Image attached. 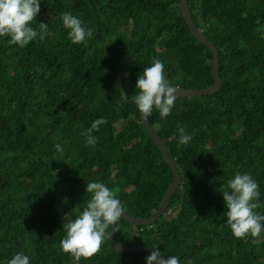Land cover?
I'll return each mask as SVG.
<instances>
[{"label":"trees","instance_id":"obj_1","mask_svg":"<svg viewBox=\"0 0 264 264\" xmlns=\"http://www.w3.org/2000/svg\"><path fill=\"white\" fill-rule=\"evenodd\" d=\"M181 0H41L33 23L48 35L24 48L0 37V264L22 252L30 264H73L60 241L64 217L86 206L89 182L117 193L127 214L149 218L173 172L143 125L132 96L145 67L159 59L172 86L214 85L213 53L191 33ZM196 26L219 52L221 89L177 98L151 122L182 178L168 210L149 227L118 221L119 245L157 247L180 264H264V232L237 239L222 192L237 173L259 185L264 214V0H188ZM94 34L72 44L61 14ZM128 95L127 103L121 92ZM103 119L93 135L81 134ZM178 127L195 132L179 144ZM60 144L63 151H57ZM148 254L117 253L110 239L78 264H147Z\"/></svg>","mask_w":264,"mask_h":264},{"label":"clouds","instance_id":"obj_2","mask_svg":"<svg viewBox=\"0 0 264 264\" xmlns=\"http://www.w3.org/2000/svg\"><path fill=\"white\" fill-rule=\"evenodd\" d=\"M40 11L41 0H0V37L9 36V44L21 48L37 38L43 41L48 35V23L39 22L37 27L32 26ZM61 20L64 28L69 30L68 38L72 44L83 43L94 34V29L71 12L62 13ZM136 89L139 92L132 96V101L145 122L154 111L159 112L162 120L166 119L176 106L177 89L166 77L165 65L159 59L143 69L137 79ZM121 99L126 103L128 101V95L123 89ZM103 123V119H97L81 133L87 145L95 146L97 138L93 132L98 131ZM178 133L181 145H187L195 135V132L187 134L184 127H178ZM55 147L57 151H63L60 144ZM86 192L92 194L86 206L75 218L66 214L62 226L66 236L60 241V247L64 253L71 254L73 264H78L81 258L90 259L101 251L105 240H111L118 231V221L125 211L117 193L104 183L89 182ZM222 194L227 208V224L233 236L237 239L246 238L249 234L253 238L259 237L264 232V214L255 211L260 207L258 201L261 195L256 180L248 173H237L227 181V189ZM153 249L146 257L147 264H180L177 256L166 258L157 247ZM8 264H30V260L27 255L18 252Z\"/></svg>","mask_w":264,"mask_h":264},{"label":"water","instance_id":"obj_3","mask_svg":"<svg viewBox=\"0 0 264 264\" xmlns=\"http://www.w3.org/2000/svg\"><path fill=\"white\" fill-rule=\"evenodd\" d=\"M180 9L182 16L189 27L192 35L203 45L207 46L213 53V75L215 83L210 88L202 89V90H194V89H184V88H178L177 89V98H196V97H203V96H209L216 94L222 87V79L220 78L219 73V52L217 48L204 36L202 30H200L191 15L190 9H189V3L188 0H181L180 1ZM143 125L145 126L148 134L151 136L152 140L154 141L155 145L161 152L165 162L169 165L173 172V180L163 198V201L159 207V209L149 218H135L133 216H130L129 214L124 211L122 214V220H125L129 224L135 226V227H147L154 225L168 210L170 202L173 198V196L178 192L180 189V186L182 184V178L180 175L179 170L176 167L175 160L170 156L169 151L165 143L162 141L160 136L158 135L155 127L153 126L151 122V117H149V120L145 122L143 119ZM120 219V220H121ZM111 231V227H110ZM111 247L112 250L117 253H143V254H150L154 249L151 247L143 246V245H133V246H123L119 245L115 241V234L111 237ZM160 251V250H159ZM162 254V252L160 251ZM163 256V254H162Z\"/></svg>","mask_w":264,"mask_h":264},{"label":"rangeland","instance_id":"obj_4","mask_svg":"<svg viewBox=\"0 0 264 264\" xmlns=\"http://www.w3.org/2000/svg\"><path fill=\"white\" fill-rule=\"evenodd\" d=\"M176 215V212H175V209H171V210H169L168 212H167V214H165V217H170V216H172V215ZM174 215V216H175Z\"/></svg>","mask_w":264,"mask_h":264}]
</instances>
